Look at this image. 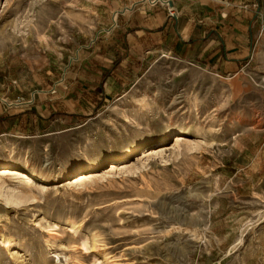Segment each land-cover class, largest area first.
Returning <instances> with one entry per match:
<instances>
[{
  "label": "rangeland",
  "instance_id": "obj_1",
  "mask_svg": "<svg viewBox=\"0 0 264 264\" xmlns=\"http://www.w3.org/2000/svg\"><path fill=\"white\" fill-rule=\"evenodd\" d=\"M221 1L199 5L195 20L224 16ZM187 3L0 0V83L16 70L29 81L0 84V98L67 101L63 87L117 24L127 33L138 20L158 24L162 12L179 20ZM150 56L131 74L115 71L123 84L62 104L55 117L69 108L78 121L26 139V153L0 137V169L8 163L32 177L0 172V264H195L216 201L264 176V89L256 86L264 67L243 62L221 73L200 60ZM177 129L185 134L162 140ZM79 173L87 177L71 183ZM250 191L235 196L243 223L232 253L213 264L264 258L256 234L264 200Z\"/></svg>",
  "mask_w": 264,
  "mask_h": 264
},
{
  "label": "crops",
  "instance_id": "obj_2",
  "mask_svg": "<svg viewBox=\"0 0 264 264\" xmlns=\"http://www.w3.org/2000/svg\"><path fill=\"white\" fill-rule=\"evenodd\" d=\"M186 1L188 3L184 5L185 9L179 12V20L170 12H162V18L156 17L158 24L148 25L141 20L137 24L131 22L133 28L127 33L117 24L110 40L96 45L98 54L92 55L87 65L74 74L67 83L68 87H63L67 89L66 95H70L66 97L67 101H61L58 96H44L43 100L31 97L26 102L15 104L6 102L5 100H10L8 97L0 98V137L6 142L4 146H9L10 150L18 148L19 152L26 153L28 148L22 146H26V139L49 135L52 130L61 131L55 130L59 127V122L66 123L67 126L74 120L78 121V111L74 112L69 108L65 112L57 111L56 114H62L58 117H55L54 111L60 110L62 104L69 105L71 101L75 106L81 100V94L91 96L93 93L90 91L95 90L92 82L98 86L107 82L123 84V79L115 71L131 74L137 69L135 62L151 58L153 53L162 51L181 60H200L221 73L235 72L243 62L264 67V0L221 1L226 10L223 12L224 16H210L205 20H195L192 12L199 5L212 10L213 2L220 0ZM171 10L173 7L169 8ZM8 75L9 77L4 76L7 81L0 84L29 83L23 70L8 72ZM253 163L252 160L251 166ZM256 179L259 181L255 187V179L250 175L244 180V184L237 182L239 187L216 201L205 230L209 245L198 249L195 264H213L217 262L214 261L215 258H223L232 253L226 254L238 237L243 223L242 209L235 201V196L240 195V190L249 189L251 193L258 195L257 202L263 201L264 176L260 175ZM256 234H264V220L259 223ZM261 257L256 254V258L244 260V255H241L242 264H264V258Z\"/></svg>",
  "mask_w": 264,
  "mask_h": 264
},
{
  "label": "bare ground",
  "instance_id": "obj_3",
  "mask_svg": "<svg viewBox=\"0 0 264 264\" xmlns=\"http://www.w3.org/2000/svg\"><path fill=\"white\" fill-rule=\"evenodd\" d=\"M256 86L262 87L264 89V77L262 78V82L260 84H256ZM184 130L185 129H177V131H171V130L170 131H167L166 133L163 134V139L162 140H166L168 138V136L172 132H175L178 135H183V134H185V131ZM2 166H3V169H0V172H6L7 171L10 174L15 175L16 177L23 178V179H26L28 181H30L32 179V177L30 176V174H28L26 171H23V170H21L19 168L6 169V168H8L7 167L8 166V163H3ZM86 177H87V175L85 173H79V174L75 175V177H73L74 179L72 180L71 183L81 182ZM259 217H261V214L259 215Z\"/></svg>",
  "mask_w": 264,
  "mask_h": 264
},
{
  "label": "trees",
  "instance_id": "obj_4",
  "mask_svg": "<svg viewBox=\"0 0 264 264\" xmlns=\"http://www.w3.org/2000/svg\"><path fill=\"white\" fill-rule=\"evenodd\" d=\"M95 82H92L91 84L95 86V90H97L98 92L101 91V87L98 86L97 84H94ZM96 94V92H94Z\"/></svg>",
  "mask_w": 264,
  "mask_h": 264
},
{
  "label": "water",
  "instance_id": "obj_5",
  "mask_svg": "<svg viewBox=\"0 0 264 264\" xmlns=\"http://www.w3.org/2000/svg\"><path fill=\"white\" fill-rule=\"evenodd\" d=\"M174 17H176V16H174Z\"/></svg>",
  "mask_w": 264,
  "mask_h": 264
}]
</instances>
